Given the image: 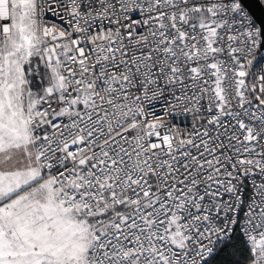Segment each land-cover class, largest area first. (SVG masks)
Returning <instances> with one entry per match:
<instances>
[{"label":"snow or ice","instance_id":"1","mask_svg":"<svg viewBox=\"0 0 264 264\" xmlns=\"http://www.w3.org/2000/svg\"><path fill=\"white\" fill-rule=\"evenodd\" d=\"M0 264H264V0H0Z\"/></svg>","mask_w":264,"mask_h":264}]
</instances>
